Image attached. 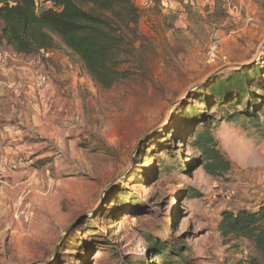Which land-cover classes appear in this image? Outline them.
I'll return each instance as SVG.
<instances>
[{"label":"rangeland","instance_id":"1","mask_svg":"<svg viewBox=\"0 0 264 264\" xmlns=\"http://www.w3.org/2000/svg\"><path fill=\"white\" fill-rule=\"evenodd\" d=\"M135 1L129 74L110 89L59 39L32 56L0 45V264H237L249 252L220 224L264 207V107L244 113L264 102V0ZM241 71L251 94L219 107L212 85ZM208 127L232 163L217 175L194 147Z\"/></svg>","mask_w":264,"mask_h":264},{"label":"trees","instance_id":"2","mask_svg":"<svg viewBox=\"0 0 264 264\" xmlns=\"http://www.w3.org/2000/svg\"><path fill=\"white\" fill-rule=\"evenodd\" d=\"M140 19L141 10L135 0H0V45L18 55L32 56L56 49V39H59L67 51L78 58L93 82L110 89L129 74L125 66L134 53V37L139 32ZM248 87L247 74L241 71L212 85L210 93L218 100V106L223 107L248 97L251 94ZM203 98L209 103L207 96ZM259 105L256 100H248L244 113L250 114L253 109L256 117L259 116L264 102L261 109ZM232 113L226 116L236 120V112ZM217 146L209 127L199 133L194 146L202 151L213 175L232 168V163ZM181 170L186 173L187 168L182 166ZM220 232L226 240L250 242L249 252L237 264H264V207L259 212H225ZM157 248V252L168 249L162 243H158ZM173 251L186 260L180 249Z\"/></svg>","mask_w":264,"mask_h":264},{"label":"built area","instance_id":"3","mask_svg":"<svg viewBox=\"0 0 264 264\" xmlns=\"http://www.w3.org/2000/svg\"><path fill=\"white\" fill-rule=\"evenodd\" d=\"M144 1V4L145 6L147 7H151L154 2L156 0H143ZM169 2V4L171 3L172 0H167ZM4 63H5V58L3 57V55L0 53V66H4Z\"/></svg>","mask_w":264,"mask_h":264},{"label":"crops","instance_id":"4","mask_svg":"<svg viewBox=\"0 0 264 264\" xmlns=\"http://www.w3.org/2000/svg\"><path fill=\"white\" fill-rule=\"evenodd\" d=\"M173 1H174V0L171 1V4H172Z\"/></svg>","mask_w":264,"mask_h":264}]
</instances>
